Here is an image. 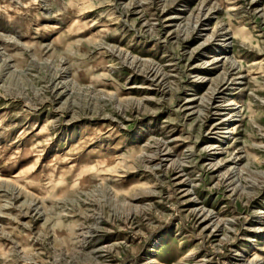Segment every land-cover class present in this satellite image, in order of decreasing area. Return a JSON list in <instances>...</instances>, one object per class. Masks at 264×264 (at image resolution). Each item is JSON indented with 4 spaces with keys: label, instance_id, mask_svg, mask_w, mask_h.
<instances>
[{
    "label": "rangeland",
    "instance_id": "obj_1",
    "mask_svg": "<svg viewBox=\"0 0 264 264\" xmlns=\"http://www.w3.org/2000/svg\"><path fill=\"white\" fill-rule=\"evenodd\" d=\"M248 263L264 0H0V264Z\"/></svg>",
    "mask_w": 264,
    "mask_h": 264
},
{
    "label": "bare ground",
    "instance_id": "obj_2",
    "mask_svg": "<svg viewBox=\"0 0 264 264\" xmlns=\"http://www.w3.org/2000/svg\"><path fill=\"white\" fill-rule=\"evenodd\" d=\"M221 57V56H220ZM219 57H217V58H215L214 60V62H216L217 61V59H218ZM213 61V60H212ZM189 101H191V100H189ZM190 104V103H189ZM233 104H235V102L232 100V99H230L229 101H228V103H227V105H225V106H227V107H231V106H233ZM187 105V104H186ZM225 111V110H224ZM219 114V113H218ZM224 119L222 118V119H220L219 120V122L215 125V129H219L220 128V126H222V125H224ZM220 132V131H219ZM233 131L231 130V128H227L226 130H225V132L224 133H232ZM226 134H223L222 136H221V143H222V141H223V139L224 138H226V136H225ZM222 149L223 148H221V147H211V155L213 156V157H217L219 154H221V152H222ZM166 153V152H165ZM165 155V154H164ZM238 158V157H237ZM170 159V158H169ZM166 160V159H165ZM229 169V168H228ZM189 194V193H188ZM251 262V261H250ZM258 263V262H257ZM256 263V264H257ZM249 264V263H248Z\"/></svg>",
    "mask_w": 264,
    "mask_h": 264
}]
</instances>
